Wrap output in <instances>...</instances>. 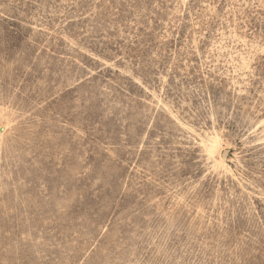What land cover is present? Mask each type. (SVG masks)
<instances>
[{"label":"rangeland","instance_id":"obj_1","mask_svg":"<svg viewBox=\"0 0 264 264\" xmlns=\"http://www.w3.org/2000/svg\"><path fill=\"white\" fill-rule=\"evenodd\" d=\"M3 125L0 264H264V0H0Z\"/></svg>","mask_w":264,"mask_h":264},{"label":"bare ground","instance_id":"obj_2","mask_svg":"<svg viewBox=\"0 0 264 264\" xmlns=\"http://www.w3.org/2000/svg\"><path fill=\"white\" fill-rule=\"evenodd\" d=\"M4 129V125L0 127V131ZM208 141V142H207ZM207 144L205 145L206 150L209 156H213V154H217L216 162L223 164L224 163V155H222L223 148L220 145V140L216 135L209 136L207 139ZM204 144V143H202ZM203 146V145H202ZM204 148V147H203ZM213 159V157H212Z\"/></svg>","mask_w":264,"mask_h":264}]
</instances>
